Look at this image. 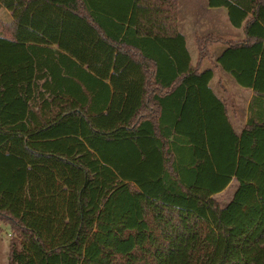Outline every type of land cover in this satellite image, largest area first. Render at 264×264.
Wrapping results in <instances>:
<instances>
[{
  "label": "trees",
  "instance_id": "obj_1",
  "mask_svg": "<svg viewBox=\"0 0 264 264\" xmlns=\"http://www.w3.org/2000/svg\"><path fill=\"white\" fill-rule=\"evenodd\" d=\"M206 3L242 36H196L192 64L178 0H0L8 264H264V0Z\"/></svg>",
  "mask_w": 264,
  "mask_h": 264
},
{
  "label": "rangeland",
  "instance_id": "obj_2",
  "mask_svg": "<svg viewBox=\"0 0 264 264\" xmlns=\"http://www.w3.org/2000/svg\"><path fill=\"white\" fill-rule=\"evenodd\" d=\"M179 2V29L186 36L187 47L190 50L194 61L198 57V49L195 41L196 36L205 35L207 33H216L223 36L225 39H234L239 37L238 34L242 31L240 28H234V33L230 32V29L233 27L228 21L227 10L225 7H208L206 0H179ZM9 14V11L6 12L5 9L2 8L0 10V21L8 20L10 18ZM3 34L5 33L1 29L0 22V35ZM223 47L224 42H219L212 45L211 56L204 60L202 68L211 67L214 72L215 67H217L224 72V70L216 63V57L221 52ZM218 73L220 72H215L209 81V85L216 94L221 92L223 88L235 91L237 87L240 86L229 73L226 72L228 76H218ZM249 93V89H243V91H238L235 93L238 100L241 98V101L239 100L240 102L238 103L240 109L244 107V103L246 102ZM233 98V96L231 99L228 98V101H233ZM234 124L235 128L239 130L240 123L235 122ZM236 186L237 181L235 177H232L229 184L223 190L214 193L213 197L220 205H225L231 198ZM11 237H14V234L11 233L9 225L0 222V264H8Z\"/></svg>",
  "mask_w": 264,
  "mask_h": 264
},
{
  "label": "crops",
  "instance_id": "obj_3",
  "mask_svg": "<svg viewBox=\"0 0 264 264\" xmlns=\"http://www.w3.org/2000/svg\"><path fill=\"white\" fill-rule=\"evenodd\" d=\"M208 7H210V6H208ZM10 13V12H9ZM179 24H180V2H179V0H178V20H177V26H178V30L180 31V29H179ZM180 32H182V31H180ZM230 32L231 33H234L235 31H234V28H232V29H230ZM183 33V32H182ZM241 33V34H240ZM238 35L239 36H242V31L240 32ZM184 34V33H183ZM184 36H185V34H184ZM185 42H186V36H185ZM186 47H187V43H186ZM187 49H188V47H187ZM188 51H189V54H190V60H191V63L192 64H194L196 61H197V59L194 61L193 60V58H192V54H191V52H190V50L188 49ZM215 72H220V73H218V76H228V74L225 72H223V71H221L219 68H217V67H215V70H214V72H213V74L215 73ZM212 78V77H211ZM238 86V85H237ZM243 89H248V88H243V87H241V86H238L237 87V89L235 90V91H231V90H229V89H226V88H223V90H221V92H218V96H220L221 98H223V99H225L228 103H229V101H228V98H232V96L234 97L233 98V101H232V103H233V106H232V109H235V111L234 110H232L231 112H230V116H231V119H232V121H233V123H235V122H238V123H240V127H239V130L241 129V127L243 126V123H244V121H245V117H246V103H247V101H248V99H249V97H250V94H251V91H250V93H249V96L247 97V99H246V102L244 103V107H242V109H240L239 107V102L241 101V98L238 100V98H236V94L235 93H237L238 91H243ZM250 90V89H249ZM243 93V92H242ZM227 98V99H226ZM243 102V101H242ZM239 110H243V111H239ZM239 113V114H238ZM235 125V124H234ZM238 130V131H239Z\"/></svg>",
  "mask_w": 264,
  "mask_h": 264
}]
</instances>
